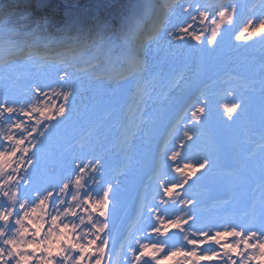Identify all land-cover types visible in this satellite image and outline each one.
<instances>
[{
  "label": "rangeland",
  "instance_id": "1",
  "mask_svg": "<svg viewBox=\"0 0 264 264\" xmlns=\"http://www.w3.org/2000/svg\"><path fill=\"white\" fill-rule=\"evenodd\" d=\"M61 1H57V3H60L69 13L77 12L76 10L81 5L80 0ZM83 1L84 5L94 2L97 6H104V0ZM253 1L221 0L218 5V0H178L176 3H171L172 5L163 11L162 4L153 0L151 6L152 11L155 12L153 17L158 20V25L161 26V33L149 41L142 49L137 47L134 49L133 45L128 44L120 45L117 40L113 41V50H111L109 43L100 42L98 47L94 48H90L89 44L86 43L83 45L84 50L82 51H85V53L87 51L90 58L83 55L82 51H78L76 55L80 58L79 63L76 60H71L70 62L56 61L57 64L54 65L56 67L55 77L62 76L56 80L57 82L62 81L61 88H64V82H67V86L74 87L69 92V98L75 97V100L70 104L68 99L66 104L68 108L67 118L71 119V122L67 123V138H71L70 141H75L74 149H77V151L74 155L75 157L71 156L73 151L65 153L67 158L62 164V169L70 173V175L76 177L74 173L78 168H75V170L71 168L78 167V162H76L77 152L82 148L80 142L85 141V139L78 141L79 135L89 130L87 139L89 141L95 139L96 142H100L107 147V153H112L110 156L106 155L104 158L106 161L100 162L99 168H96L94 163H91L88 168L87 176L97 177L95 185L101 186V183L104 184L105 177H108L105 175L111 173L108 168L120 158L130 161L127 166L130 167L129 171L133 176L136 175V169L139 175L144 173L145 162L149 159L152 160V172H155L163 162L168 171V178L164 183H179L181 178L172 172L168 155L174 153L171 151L173 149L177 150L176 145L185 140L186 131L195 132L197 135L201 132L204 134L201 140L203 144L201 155L206 156L211 161L208 169L210 175H205V177L197 181L193 188L190 185L192 189L185 191V195L192 199H198L202 203L208 202V204H199L197 213L200 216H205L209 207L216 209L214 207L219 205V210H224L227 206L236 209L237 216L233 218L232 222L234 224L232 225L225 224L220 227L217 221H213L209 222L205 227H198L197 225V229L190 233L191 230H185L186 224L192 216H195V212L193 213L189 209V205L184 202V199L188 201L186 196H183L184 193L182 196L167 201L168 204H165L168 209L161 208L160 204H158L159 206L155 205L158 215L153 213L158 216L155 217L158 224L161 222L171 223L176 220L183 222L185 241L182 247H177L171 252L179 249L192 251L191 241L201 240L203 233H208L209 237H211L218 232L233 230H239L245 236L256 232L257 235L253 242L256 240L264 241V224H262L260 216V208L262 200H264V176H262L260 170V165L264 162V136L260 133L250 134L252 132L250 128L261 127V123L264 120V108L262 109L264 106V37L257 36L247 42L242 41V44L238 43L239 40L236 39L250 21L258 23L264 20V0H257L253 6H250ZM189 4L193 6L199 4L202 7H207L211 12L209 20L204 24L200 23L198 16L196 20H192L191 17L197 15V13L194 8H188ZM126 8L127 11L122 16V19L132 28L133 20L139 19L144 15L146 4L142 0H128ZM231 8H235L234 18L230 23H225L219 29L220 36L216 43L214 45L209 44L208 37L214 28V25L210 24L211 20L218 19V11L220 9ZM244 14L250 16L244 19L243 24H240ZM257 14L260 16L256 18ZM188 24H192L197 32L203 31L205 33L201 44H195L191 39H185L183 42L178 41L177 37L182 34L178 29L180 26H187ZM25 29L23 31L25 34L22 32L23 35L20 36L21 41L15 40L16 36L13 34H0V46L3 49L6 48V55L2 58L6 59L14 53H20L22 48L24 50V45H21V43H23L26 36L31 35L34 39L37 38L36 33L31 28L26 27ZM36 41L40 44V47L44 46L43 42H41L43 40ZM17 47L20 48L14 51ZM226 51L229 52V55L226 59L221 60L219 66L211 62L212 59ZM32 57V64L43 60L38 55ZM116 57L119 58V64L117 63L114 67L112 66V59ZM25 59H28V57ZM127 61L130 62V67L136 66L137 70L130 72V67H127L124 76L120 75V73L119 75L109 74L111 68L121 67L123 62ZM224 61H227L228 66L225 64L226 68L223 67L224 69H221ZM3 63L8 65L10 60ZM22 66L26 68V64L22 63ZM118 69L120 70V68ZM229 72L231 75H229ZM174 76L179 77V79L177 80V85L173 86L170 81ZM56 81L54 85L57 84ZM143 85H147V88L149 87L146 95L141 92ZM222 90L227 93V96H223ZM199 91L198 96L202 100L205 97L207 98L205 105L206 114L200 124L192 125L189 112L199 104L197 102L193 103L194 99L192 100V97L197 95ZM59 92L61 91H57V93ZM35 96L36 93L34 94ZM89 96L93 97L91 101L88 99ZM138 97H140V104L128 102V99L135 101ZM259 97L260 99H258ZM109 102L111 103L110 105H108ZM234 104H239L241 107L234 115V118L228 121L225 119L223 105ZM185 107L188 109L187 112H185ZM183 108H185L184 111ZM123 109H126V111ZM249 115L255 116V120L251 124L245 122ZM176 119L179 121L176 123L177 125H171ZM78 121H81L83 128H77L74 133L72 132V127ZM222 125L225 128L222 129ZM171 126H173V130L169 133ZM162 146H164L163 150L158 151ZM169 148L171 150L168 153ZM185 153H188L187 158L181 159V162L187 160L188 162L193 161L191 163H198L201 159L197 154L194 157V154ZM248 153H252V155L249 156ZM90 154L92 156L96 155V153H87V155ZM60 156L59 160L63 161V155ZM141 159L143 160L141 161ZM132 160H134L135 165L132 164ZM221 165L235 169L230 174L233 177L232 182L228 178L221 177L224 172L216 169ZM117 177H122L123 181L118 182ZM70 178L71 176H67V179ZM92 179L93 181L95 180V178ZM230 183L233 188L228 192L226 189ZM67 184L69 186L74 184V180ZM114 184L121 185V189H123L122 195ZM152 184L153 180H149L148 186L151 187ZM109 188L112 189V192L119 191L118 193L121 197L117 199L112 197L111 209L107 211L106 215H102L104 219L100 221L104 234H106L104 239L109 240L106 248L105 264L113 262L112 247L114 238L110 235L113 228L118 229V224L116 223L118 218L117 215L115 217L116 213L114 214V205L120 199L124 200L122 203V206H124L128 203L126 200L131 198L130 207L132 208L134 201H137L136 198L132 197L135 194L137 185L132 183L131 176L115 174L99 191L105 192ZM207 188L210 189L208 191L210 194L212 190L216 194L218 193L215 201L212 202L208 198L209 195L205 192ZM67 190L71 191L70 187ZM87 190H85L86 194ZM80 194L81 192L79 191L71 198L74 196L78 197ZM89 194L85 196V200L90 197ZM102 197L99 196L98 198ZM157 201H161V196L158 200L156 198ZM28 203L30 202L27 201ZM27 204L23 205L24 209H27ZM138 205L141 206L140 209L142 211L148 212V209H145L146 207L148 208L147 204L139 202ZM85 206L87 207V205ZM178 206H182V208L179 209ZM251 212L258 215L257 219L252 226L244 230L240 226V221ZM59 218L60 216H55L54 222L51 223V231L58 233L61 228L71 225L66 222V226H64L59 221ZM104 225H107V227H104ZM173 230L175 231L176 229ZM72 235L79 237L81 243H85L88 238L81 231L72 232ZM83 237H86V240L82 239ZM152 239L146 236V238H142L141 242L137 239L136 243L142 246L145 243L159 246V244L151 242L150 240ZM5 241L3 242L4 246H6ZM227 242L236 243L237 241L229 238ZM207 244H211L212 247L204 250V246ZM198 251L201 255L220 253L219 259L211 262V264H233V261H236L237 258L230 253H224L214 241L205 243ZM254 251L250 249L247 256H245V252L242 256V262H238V264H244V260L252 256ZM166 254L168 253L163 251L161 256ZM78 255L77 252H74L73 256H71V261H63L60 258H56L57 264H64V262L74 264ZM177 259L179 257L174 258V261L170 262V264H175ZM114 260L117 263V256H115ZM142 261L141 264H157V261L152 257H145ZM134 263L135 259L132 261V264ZM250 264H256V261L252 260Z\"/></svg>",
  "mask_w": 264,
  "mask_h": 264
},
{
  "label": "snow or ice",
  "instance_id": "2",
  "mask_svg": "<svg viewBox=\"0 0 264 264\" xmlns=\"http://www.w3.org/2000/svg\"><path fill=\"white\" fill-rule=\"evenodd\" d=\"M188 8H194L197 15H193L192 20H196L197 16L201 24H204L209 20L211 12L207 7H202L199 4L193 6L188 5ZM187 11V9H185ZM235 16V8L220 9L218 11V19H212L210 24L214 25L211 31V35L208 37L209 44H215L220 36L221 27L225 23H230ZM161 26L154 25L149 31L146 29L144 21L142 19H134L133 26L129 33L130 42L137 48L142 49L149 41L157 37L161 33ZM191 29V31H190ZM182 34L177 37L178 41L183 42L185 39H191L195 44H201L204 40L205 33L203 31L197 32L192 24L187 26H180L178 29ZM264 37V20L254 23L250 21L249 24L243 28V30L236 37L239 41H249L254 37ZM71 60L72 57H65ZM179 77L174 76L170 83L174 86L177 85ZM40 90H37L39 93ZM47 95V93H45ZM70 93L64 94V103L56 101L55 104L48 105L47 103L43 108L34 107L31 111L24 112L25 117H33L39 114L40 119L32 121L39 125L35 134L41 133V128L45 123L51 121H58L63 119L68 112L66 106ZM206 102L205 97L199 104L192 108L189 112L191 116V124L198 125L202 122L203 116L206 114ZM241 105H223V111L225 113V119L231 121L234 115L238 112ZM17 110L14 107L5 105V112L7 114H14ZM3 114V113H0ZM50 130V129H49ZM34 134V135H35ZM47 132L44 134L46 135ZM203 133L197 135L195 132H185V140L182 143L176 145L177 151L168 155V161L171 164L172 172L179 176V183L168 184L165 183L160 186L162 192L161 203H167V201L182 196L185 186L195 185L197 181L202 179L207 173L211 161L202 156L203 144L201 142ZM5 140H15L17 145L29 143L25 140H16L14 136H8ZM34 148L26 150L27 154H31ZM17 152L12 153H0V175L4 170L10 167L9 161L15 159ZM185 152H192L201 157L198 163H191L187 160L181 162V157ZM262 176H264V162L260 165ZM88 169L84 168L79 171L75 177L74 184L77 190L82 189L87 180ZM14 182V180H13ZM9 186L11 190H6L5 186ZM69 184H65L63 189L66 191L69 188ZM17 191L10 186L9 181H5L4 184H0V195L8 197L10 200H15ZM112 189L109 188L103 194L102 198L92 199L87 197L85 201L87 207L92 211L97 212L100 215H106L107 211L111 209ZM186 204H194L195 201H185ZM44 210V204L41 203L35 208L24 210L21 206V215L15 219V225L18 226L17 234L11 239L5 241V247H0V264H10L14 261V264H57V257H65L71 259L68 255L69 250L77 252L79 255L75 259L74 264H105L106 248L108 247L109 240L104 239V230H101L99 234L89 242L81 243L79 237L72 235V230L69 227H64L59 232H52L51 234L44 231L45 224L42 220H39V214ZM158 215L157 210H153ZM261 222L264 224V200H262V206L260 208ZM12 220V211H0V222L8 223ZM183 228V222L180 220L172 221L171 223L161 222L159 226L153 229L154 233H167L169 229L180 230ZM4 233L0 231V236ZM257 233L252 232L245 236L239 230L218 232L209 237L208 233L202 234L201 240L191 241L193 246L192 251L178 250L162 255L163 248L155 245H144L139 249L135 255V264H141V261L145 257H152L157 261V264H170L175 260V264H204V262H213L219 259L220 253L201 255L198 249L207 242H215L220 246L224 253H230L233 257H242L248 250H255L254 254L244 260V264H250L252 260L256 261V264H264V241L254 239ZM43 237V239H41ZM231 238L236 243H228V239ZM95 257V259H94ZM235 264V261H233Z\"/></svg>",
  "mask_w": 264,
  "mask_h": 264
},
{
  "label": "bare ground",
  "instance_id": "3",
  "mask_svg": "<svg viewBox=\"0 0 264 264\" xmlns=\"http://www.w3.org/2000/svg\"><path fill=\"white\" fill-rule=\"evenodd\" d=\"M5 53L6 48L3 49L0 46V113H3L0 114V153L17 152V149L19 151L15 159L8 162L10 167L0 175V184L9 181L10 186L18 194L15 200L0 195V211H12V220L8 223L0 222V231L4 233L0 236V247H5L3 245L5 240L16 236L18 226L15 225V219L22 214L21 206L27 204V201L30 203L27 204V209L23 208L24 210L35 208L41 203L44 204V210L38 217V222L42 220L46 223L44 231L50 234L53 232H50L51 222L54 221L57 214L60 215V222L66 226L67 205L69 203L67 190L63 189V186L67 184V172L62 169V164L67 158L65 153L72 151V153H76L77 151L74 149L75 141H70L71 138H67V123L71 122L67 115L61 120L45 123L40 134H35L39 125L32 122L40 119L39 114L33 117L24 116V112L31 111L34 107L43 108L46 103L48 105L55 104L56 101L64 103V94L69 93L74 88L67 86V82H64L65 86L61 88L62 81H56L57 78L62 77H55L56 67L54 65L57 62L55 60L45 62V58H43L42 61L32 64L33 57L24 59L20 56L5 65L1 60L6 55ZM17 61L18 63H16ZM22 63L26 64V68L22 66ZM55 81L57 82L56 85H54ZM37 90H40L39 93ZM57 91L61 92L57 93ZM35 93L36 96L34 97ZM88 99L91 101L93 97L89 96ZM74 100L75 97L69 98L70 104ZM5 105L14 107L17 111L13 115L4 113ZM81 127V121L74 123L72 132L75 133L77 128ZM46 132L47 134L44 135ZM88 133L89 130L79 135L78 141L81 139H85V141L80 142L82 148L77 153H107V147L100 142H96L95 139L90 141L87 139ZM8 136H14L16 140H25L29 143L17 145L15 140L6 141L5 138ZM68 141L70 142L67 143ZM31 148L35 150L31 151L29 155L26 150ZM80 154H78L76 162H81ZM60 155H63V161L59 160ZM100 158L99 155L93 157L88 155L79 168H88V161L95 160L97 162ZM87 181L88 179L85 184ZM5 188L11 190L7 185ZM84 202L85 200H79L78 211L75 213V209L71 207V212L68 215V217L77 216L78 226H80L83 215L86 214V210H79ZM92 213L94 211L90 210V214ZM95 237V234L92 233L91 238L94 239ZM62 259L66 258L62 257ZM10 264H14V261Z\"/></svg>",
  "mask_w": 264,
  "mask_h": 264
},
{
  "label": "trees",
  "instance_id": "4",
  "mask_svg": "<svg viewBox=\"0 0 264 264\" xmlns=\"http://www.w3.org/2000/svg\"><path fill=\"white\" fill-rule=\"evenodd\" d=\"M57 1L62 2L61 0H0V34H13L16 36L14 39L21 41L20 36L25 34L23 31L29 27L36 33L37 38L34 39L29 35L32 39L26 40L27 48H40L36 40H43L41 41L43 47L58 43L66 44L63 48L65 52L72 50L69 49L71 46L82 51L84 49L79 46L86 43L90 48L98 47L100 42L109 43L113 50L114 40L120 45H133L129 40L132 28L122 19L127 11L128 0H104L102 7L94 2L84 5V1L80 0L81 5L75 13H69ZM142 1L145 2L146 9L139 19L144 21L146 29L150 31L154 25H157L152 19L153 0ZM156 1L162 4L163 11L171 2H175V0ZM82 54L88 55L87 51L86 53L82 51ZM116 61V58L112 59V66L115 67Z\"/></svg>",
  "mask_w": 264,
  "mask_h": 264
},
{
  "label": "water",
  "instance_id": "5",
  "mask_svg": "<svg viewBox=\"0 0 264 264\" xmlns=\"http://www.w3.org/2000/svg\"><path fill=\"white\" fill-rule=\"evenodd\" d=\"M221 58H223V57H221ZM217 60H218V59H217ZM217 60H216V62H218V61H219V60H218V61H217ZM123 210H124V209H122V210H121V213L123 212Z\"/></svg>",
  "mask_w": 264,
  "mask_h": 264
},
{
  "label": "flooded vegetation",
  "instance_id": "6",
  "mask_svg": "<svg viewBox=\"0 0 264 264\" xmlns=\"http://www.w3.org/2000/svg\"><path fill=\"white\" fill-rule=\"evenodd\" d=\"M259 99H260V98H259ZM263 108H264V106L262 107V109H263ZM262 109H261V110H262Z\"/></svg>",
  "mask_w": 264,
  "mask_h": 264
}]
</instances>
